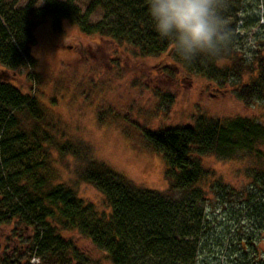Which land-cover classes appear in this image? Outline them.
<instances>
[{
	"label": "rangeland",
	"instance_id": "rangeland-1",
	"mask_svg": "<svg viewBox=\"0 0 264 264\" xmlns=\"http://www.w3.org/2000/svg\"><path fill=\"white\" fill-rule=\"evenodd\" d=\"M90 1L78 0V4L84 10ZM27 3L22 0L18 7ZM238 7L229 23L230 56L223 64L231 69L237 62L256 67L264 57V0H240ZM100 19L101 13L94 21ZM34 40L31 54L36 67L10 73V79L37 101L43 113L40 119L27 110L18 113V132L40 138L36 157L53 173L52 186L72 190L100 211L108 212L104 196L86 178L107 168L135 187L169 189L164 160L148 145L144 132L192 127L201 116L252 118L264 125V97L246 105L236 86L221 89L203 77L164 73L163 69L176 67L168 54L143 58L129 46H117L97 35L87 37L68 22L64 34L56 36L50 19L36 24ZM2 69L0 65V76ZM168 96L173 102L165 104ZM237 157H200L203 166L235 193L225 204L213 196L205 206L210 225L199 241L196 264H264L260 175L264 162L249 154ZM60 234L77 248L80 258L43 263L32 253L29 227L19 221L2 225L0 264H112L79 231Z\"/></svg>",
	"mask_w": 264,
	"mask_h": 264
},
{
	"label": "trees",
	"instance_id": "trees-1",
	"mask_svg": "<svg viewBox=\"0 0 264 264\" xmlns=\"http://www.w3.org/2000/svg\"><path fill=\"white\" fill-rule=\"evenodd\" d=\"M21 1L0 0V226L19 221L29 227L32 253L43 263L80 258L77 248L60 234L77 230L112 264H196L199 241L210 225L205 206L213 196L224 203L235 193L203 166L200 157L236 159L249 154L264 162V125L252 118L201 116L192 127L144 132L148 145L164 160L169 189L135 187L107 168L86 178L104 196L108 212L100 211L72 190L52 186L53 173L36 157L40 138L18 132V113L27 110L40 119L43 111L13 85L10 73L36 67L31 54L34 30L48 19L56 36L64 34L68 22L87 37L97 35L129 46L143 58L168 54L176 67L165 68L164 73L203 77L221 89L236 86L246 105L264 97V57L256 67L237 62L231 69L223 64L230 56L229 44L218 57L202 55L185 62L155 31L146 0H91L84 10L78 0H28L25 8H19ZM239 2L222 0L220 11L229 28ZM99 13L101 19L94 21ZM170 99L165 104L172 103ZM260 175L264 187V169Z\"/></svg>",
	"mask_w": 264,
	"mask_h": 264
},
{
	"label": "clouds",
	"instance_id": "clouds-1",
	"mask_svg": "<svg viewBox=\"0 0 264 264\" xmlns=\"http://www.w3.org/2000/svg\"><path fill=\"white\" fill-rule=\"evenodd\" d=\"M159 36L174 46L185 62L198 56L218 57L233 37L221 14L222 0H146Z\"/></svg>",
	"mask_w": 264,
	"mask_h": 264
}]
</instances>
